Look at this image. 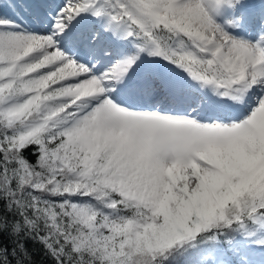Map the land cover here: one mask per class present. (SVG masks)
<instances>
[{
    "label": "snow or ice",
    "instance_id": "obj_1",
    "mask_svg": "<svg viewBox=\"0 0 264 264\" xmlns=\"http://www.w3.org/2000/svg\"><path fill=\"white\" fill-rule=\"evenodd\" d=\"M0 264H264V0H0Z\"/></svg>",
    "mask_w": 264,
    "mask_h": 264
}]
</instances>
